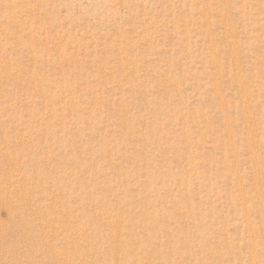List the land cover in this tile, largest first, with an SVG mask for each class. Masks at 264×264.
Instances as JSON below:
<instances>
[{"label": "rangeland", "instance_id": "1", "mask_svg": "<svg viewBox=\"0 0 264 264\" xmlns=\"http://www.w3.org/2000/svg\"><path fill=\"white\" fill-rule=\"evenodd\" d=\"M0 264H264V0H0Z\"/></svg>", "mask_w": 264, "mask_h": 264}]
</instances>
